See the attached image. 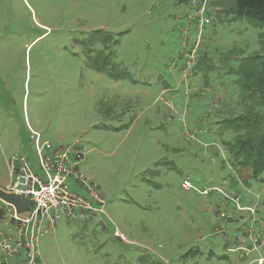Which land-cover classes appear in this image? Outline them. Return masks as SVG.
Masks as SVG:
<instances>
[{
  "label": "rangeland",
  "instance_id": "374dc122",
  "mask_svg": "<svg viewBox=\"0 0 264 264\" xmlns=\"http://www.w3.org/2000/svg\"><path fill=\"white\" fill-rule=\"evenodd\" d=\"M206 4L210 22L189 57L197 32L181 43L179 30L191 0H0V189L5 157L38 169L32 130L53 146L78 143L79 172L103 202L40 237L42 264L263 260L247 250L249 212L229 197L264 216V172L235 166L220 122L245 112L237 74L264 54V24L237 17L234 0Z\"/></svg>",
  "mask_w": 264,
  "mask_h": 264
},
{
  "label": "built area",
  "instance_id": "2783aa9c",
  "mask_svg": "<svg viewBox=\"0 0 264 264\" xmlns=\"http://www.w3.org/2000/svg\"><path fill=\"white\" fill-rule=\"evenodd\" d=\"M196 5L192 15L194 21L180 27L179 33L184 37H179L180 42H189L192 29L197 32L190 47L189 57L197 51L200 45V35L204 25L210 22L206 0L200 3L191 0V6ZM187 27V31L183 28ZM187 36V37H186ZM200 41V42H199ZM216 108V107H215ZM30 138L32 148L38 162V170H35L29 163L25 155L13 154L6 161L9 180L5 184L4 192L19 195L29 206L23 213H18L16 208L0 199V264H41L39 251L40 237L43 234H53L58 220L77 222L81 219H91L96 214L102 213L103 209L98 206L101 202L98 193L85 182L79 172L78 165L83 158V154L78 143L53 146L47 142H41L40 136L31 130ZM73 179L81 185H85L90 198H85L70 190L67 180ZM184 187H189L188 181H184ZM224 196L228 197L225 193ZM238 210L249 211L250 226L245 232V239L249 242L252 251L260 248L264 252V216L257 204L254 206L241 207L240 194L229 197ZM97 203L95 205L94 203ZM13 227L14 232L10 230ZM6 228V229H5ZM244 248V247H243ZM263 260L258 264H263Z\"/></svg>",
  "mask_w": 264,
  "mask_h": 264
},
{
  "label": "trees",
  "instance_id": "16d2710c",
  "mask_svg": "<svg viewBox=\"0 0 264 264\" xmlns=\"http://www.w3.org/2000/svg\"><path fill=\"white\" fill-rule=\"evenodd\" d=\"M234 1L237 17L264 24V0ZM261 42H264L262 38ZM249 60L240 66L243 75L236 73L240 78V89L247 93L241 102L246 105L245 112L222 120L220 131L233 133L232 141L225 144V149L235 166L248 167L255 177L264 172V54H256Z\"/></svg>",
  "mask_w": 264,
  "mask_h": 264
},
{
  "label": "water",
  "instance_id": "95a60500",
  "mask_svg": "<svg viewBox=\"0 0 264 264\" xmlns=\"http://www.w3.org/2000/svg\"><path fill=\"white\" fill-rule=\"evenodd\" d=\"M0 199L4 200L5 202L13 205L18 213H22L29 209V206L22 200L19 195L13 193H6L0 189Z\"/></svg>",
  "mask_w": 264,
  "mask_h": 264
},
{
  "label": "crops",
  "instance_id": "0c3cea01",
  "mask_svg": "<svg viewBox=\"0 0 264 264\" xmlns=\"http://www.w3.org/2000/svg\"><path fill=\"white\" fill-rule=\"evenodd\" d=\"M11 157V156H10ZM10 157H5V163L7 160L10 159ZM6 167H7V163H6ZM35 170H38V169H35ZM7 173L9 174V171H8V167H7ZM4 201V200H3ZM5 202V201H4ZM25 212V211H24ZM23 213V212H22ZM44 235V234H43ZM42 264V263H41Z\"/></svg>",
  "mask_w": 264,
  "mask_h": 264
},
{
  "label": "bare ground",
  "instance_id": "6f19581e",
  "mask_svg": "<svg viewBox=\"0 0 264 264\" xmlns=\"http://www.w3.org/2000/svg\"><path fill=\"white\" fill-rule=\"evenodd\" d=\"M78 193V192H77ZM17 211V210H16ZM249 212V211H248ZM246 220V219H245Z\"/></svg>",
  "mask_w": 264,
  "mask_h": 264
}]
</instances>
